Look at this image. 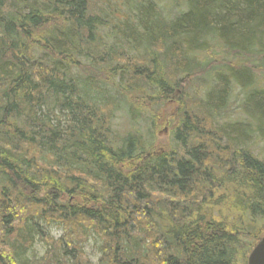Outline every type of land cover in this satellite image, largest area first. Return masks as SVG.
I'll return each mask as SVG.
<instances>
[{
	"label": "trees",
	"instance_id": "16d2710c",
	"mask_svg": "<svg viewBox=\"0 0 264 264\" xmlns=\"http://www.w3.org/2000/svg\"><path fill=\"white\" fill-rule=\"evenodd\" d=\"M239 85L238 120L222 113ZM257 142L264 0H0V264H93L90 240L98 264H246Z\"/></svg>",
	"mask_w": 264,
	"mask_h": 264
},
{
	"label": "rangeland",
	"instance_id": "374dc122",
	"mask_svg": "<svg viewBox=\"0 0 264 264\" xmlns=\"http://www.w3.org/2000/svg\"><path fill=\"white\" fill-rule=\"evenodd\" d=\"M240 88H241L240 85L235 87L234 91L232 92L230 96L227 109L225 110L226 112L222 113L223 115H225L226 113H229L227 111L231 110L230 115L232 116V118L233 119L237 118L238 120H239V117L241 118L246 117L245 113L243 112L244 107H242L243 101H244V94L240 91ZM179 94H180V90L177 92V95ZM173 97L170 98L163 107H159V109L157 108L158 112L154 116V119L156 117L158 126L155 128V130L151 127V124H150V122L151 123L153 122L152 117L149 118L152 115V113L150 115V113L145 112L144 115H146V117L144 116V120L141 123L140 122L137 123V125L139 126V129H142L141 131L143 132H145V130L147 129L150 131L148 126L151 127V131L154 132L153 135L155 138V143H157L156 144L157 147H165L166 145H168V143L172 139L171 135H172L173 128L171 124V118H173L175 110L177 109L179 105L178 101L176 100V96H173ZM114 125H115L114 130L117 131L118 134L123 132L128 127L127 116L125 115V113L123 112L117 113L116 118L114 120ZM263 149H264V142H261V143L257 142V144L253 148V151L255 153H258L260 151H263ZM260 157L264 159L263 156H260ZM48 231L55 238L61 235V230L55 225L50 226L48 228ZM45 249L46 247L44 246V244L39 241H35L32 247V250L38 257L44 253ZM85 252L87 253L90 260L93 262V264H98L99 254L95 247L94 241L90 240L85 245ZM27 258L28 259L30 258V253L27 255Z\"/></svg>",
	"mask_w": 264,
	"mask_h": 264
},
{
	"label": "water",
	"instance_id": "95a60500",
	"mask_svg": "<svg viewBox=\"0 0 264 264\" xmlns=\"http://www.w3.org/2000/svg\"><path fill=\"white\" fill-rule=\"evenodd\" d=\"M246 264H264V234L250 250Z\"/></svg>",
	"mask_w": 264,
	"mask_h": 264
}]
</instances>
